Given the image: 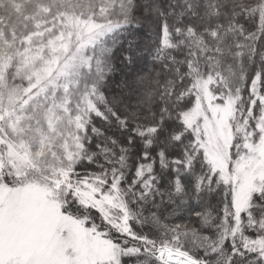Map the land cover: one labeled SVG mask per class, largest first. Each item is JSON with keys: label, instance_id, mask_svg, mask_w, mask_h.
Wrapping results in <instances>:
<instances>
[{"label": "snow or ice", "instance_id": "1", "mask_svg": "<svg viewBox=\"0 0 264 264\" xmlns=\"http://www.w3.org/2000/svg\"><path fill=\"white\" fill-rule=\"evenodd\" d=\"M0 264H264V0H0Z\"/></svg>", "mask_w": 264, "mask_h": 264}]
</instances>
